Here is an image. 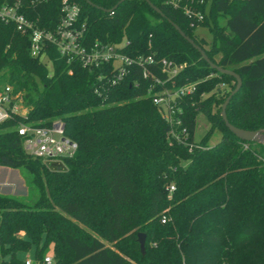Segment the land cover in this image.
Masks as SVG:
<instances>
[{"label":"trees","instance_id":"1","mask_svg":"<svg viewBox=\"0 0 264 264\" xmlns=\"http://www.w3.org/2000/svg\"><path fill=\"white\" fill-rule=\"evenodd\" d=\"M76 1L88 41H126L129 55L183 65L173 80L195 86L180 101L194 145L168 139L169 124L147 96L150 78L135 72L116 86L102 84L99 69L67 63L52 45L49 69L13 24L0 21V87L11 85L25 109L0 123V167L25 170L37 191L31 204L0 194V257L16 260L31 247L41 256L51 244L56 264H264V146L228 130L220 111L231 90L222 85L235 79L212 69L167 20L241 77L228 121L262 129L264 0L193 1L204 13L199 23L166 0H151L165 17L146 0ZM24 2L41 26L58 21L60 0ZM197 27L209 30L210 44ZM199 114L208 128L194 142ZM56 121L77 144L61 167L28 154L18 133L22 124Z\"/></svg>","mask_w":264,"mask_h":264},{"label":"built area","instance_id":"2","mask_svg":"<svg viewBox=\"0 0 264 264\" xmlns=\"http://www.w3.org/2000/svg\"><path fill=\"white\" fill-rule=\"evenodd\" d=\"M33 1V0H31ZM202 0H166L174 7H181L193 22H201L204 13L191 4ZM80 5L76 0H60L59 18L56 24L41 26L38 19L32 20L25 12L24 0L0 1V21L11 23L16 31L28 39V50L32 57H40L42 62H49L46 47L57 48L60 56L67 63L78 62L84 68H95L101 72L97 80L108 86L121 84L126 76L135 72L142 78H150L147 96L157 107L160 115L169 124L167 137L170 141L189 145V132L181 120L180 101L195 90L193 84L174 86L173 78L183 68L172 61L161 59L159 62L152 55H129L124 52L126 41L107 43L88 41L86 26L80 21ZM52 24V20H49ZM96 93H100L95 89ZM22 106V112H19ZM23 100L11 85L0 87V123L9 119L12 114H24ZM18 133L24 136V149L33 157L44 162L60 161L62 157L72 156L77 148L75 141L63 135V124L54 122L51 126H30L22 124ZM58 134L59 137H55ZM198 139L194 136V142ZM247 148V144H243ZM173 186L169 187V192ZM163 216L161 222H165ZM0 264H56L53 251L41 256H26L16 260L0 257Z\"/></svg>","mask_w":264,"mask_h":264},{"label":"rangeland","instance_id":"3","mask_svg":"<svg viewBox=\"0 0 264 264\" xmlns=\"http://www.w3.org/2000/svg\"><path fill=\"white\" fill-rule=\"evenodd\" d=\"M195 33L203 38L207 44H210L212 41V35L206 27H197ZM47 66L51 69L50 63L47 62ZM235 85L234 81H230L228 84H223L222 87L233 90ZM22 106H19V112H22ZM208 124L202 114H199L197 117V126L195 131V138L199 139L206 129ZM55 137H59L58 134H55ZM219 138V135L215 132L210 139V143H214ZM61 161H49L48 164L51 167H61ZM30 174L22 169H11L6 167H0V194L8 195L12 197L19 198L27 204H31L37 197V191L29 184ZM52 251V245L49 244L44 253H49ZM34 248L31 247L26 251L19 252L17 258L21 259L26 256H34ZM9 259V257H5Z\"/></svg>","mask_w":264,"mask_h":264},{"label":"water","instance_id":"4","mask_svg":"<svg viewBox=\"0 0 264 264\" xmlns=\"http://www.w3.org/2000/svg\"><path fill=\"white\" fill-rule=\"evenodd\" d=\"M86 1L90 4H93L91 0H86ZM120 1H122V0H118L114 6H116ZM146 1L155 11H157L158 13L163 15V17H165V14L162 12V10L157 5H155L151 0H146ZM167 20L169 23H171V25L174 27V29L180 34V36H182L193 48H195L198 51V53L201 55L202 59L212 69L216 70L220 74L232 76L235 79V82H236L235 87L233 88V90L229 93V95L224 100L223 104L221 105V111H220L221 118H222L225 126L228 128V130L231 133H233L240 140H243L246 142L259 143V144H262L264 146V128L257 129V130H246V129L234 126L227 119L226 106H227L230 98L240 89L241 84H242V80H241V77L239 76V74H237L233 70L223 68V67L217 65L216 63H214L213 61H211V59L207 56V54L204 52V50L199 45H197L193 41V39H191L188 35H186L185 32L182 31L181 28L177 24L172 22L170 19H167ZM137 239H138L140 250L143 253L144 252V245H145V235L143 233H139Z\"/></svg>","mask_w":264,"mask_h":264}]
</instances>
